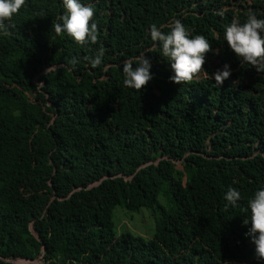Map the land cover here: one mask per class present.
Wrapping results in <instances>:
<instances>
[{
  "label": "trees",
  "instance_id": "obj_1",
  "mask_svg": "<svg viewBox=\"0 0 264 264\" xmlns=\"http://www.w3.org/2000/svg\"><path fill=\"white\" fill-rule=\"evenodd\" d=\"M80 2L96 44L55 33L63 0H27L0 30V264H264L243 224L264 188V72L224 40L234 18L264 19V0ZM177 19L211 43V79L170 80L150 29ZM142 55L153 79L140 92L122 69ZM230 187L241 200L225 211ZM118 205L152 209L154 236L117 234Z\"/></svg>",
  "mask_w": 264,
  "mask_h": 264
},
{
  "label": "clouds",
  "instance_id": "obj_2",
  "mask_svg": "<svg viewBox=\"0 0 264 264\" xmlns=\"http://www.w3.org/2000/svg\"><path fill=\"white\" fill-rule=\"evenodd\" d=\"M26 6L27 0H0V30H4L7 27L6 22H10L14 15L19 14ZM63 7L65 12L58 17V21L62 23L53 22L52 25L55 33H66L81 46L96 44L100 33L97 23L93 22L94 8L84 5L80 0H63ZM170 29L165 33L156 24L151 25L150 29L152 41L159 44L162 57L170 62L174 72L170 80L176 84H184L202 77L211 79L204 68L206 55L212 50L211 43L203 35L190 38V33L179 19L172 22ZM224 40L243 63L251 65L257 72H264V19L251 14L246 22L241 23L234 18L225 26ZM103 57L104 49L100 48L95 56L85 59L95 68L102 64ZM69 63L74 66L79 61L74 57ZM151 68V61L146 55L126 60L122 69L124 86L141 92L153 79ZM230 76L231 68L226 64L222 70L216 71L214 78L220 86ZM224 199L227 201L224 210L227 211L230 206H237L241 193L230 187ZM248 207L251 210L250 221L245 219L243 224L251 223V227L245 235L250 237L255 245L256 257L264 260V188L255 191L253 197L248 200Z\"/></svg>",
  "mask_w": 264,
  "mask_h": 264
},
{
  "label": "rangeland",
  "instance_id": "obj_3",
  "mask_svg": "<svg viewBox=\"0 0 264 264\" xmlns=\"http://www.w3.org/2000/svg\"><path fill=\"white\" fill-rule=\"evenodd\" d=\"M33 97V95H31ZM160 202L165 205L166 202L160 197ZM113 220L117 234L131 232L134 235L142 236L146 240L154 236L156 228L155 215L152 209L142 207L139 210H128L121 205L114 208ZM17 264H44L42 260H15Z\"/></svg>",
  "mask_w": 264,
  "mask_h": 264
},
{
  "label": "built area",
  "instance_id": "obj_4",
  "mask_svg": "<svg viewBox=\"0 0 264 264\" xmlns=\"http://www.w3.org/2000/svg\"><path fill=\"white\" fill-rule=\"evenodd\" d=\"M20 260H24V259H20Z\"/></svg>",
  "mask_w": 264,
  "mask_h": 264
}]
</instances>
